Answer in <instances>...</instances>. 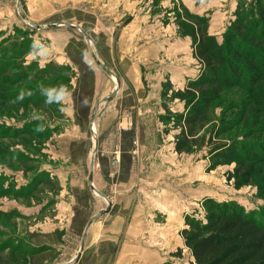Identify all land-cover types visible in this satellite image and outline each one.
<instances>
[{
    "label": "crops",
    "instance_id": "crops-1",
    "mask_svg": "<svg viewBox=\"0 0 264 264\" xmlns=\"http://www.w3.org/2000/svg\"><path fill=\"white\" fill-rule=\"evenodd\" d=\"M117 3L118 7L109 4L104 10L113 9L118 14L126 9V21L121 26L112 22V27L100 33L94 31L100 18L74 8L55 15L46 9L45 22L41 17L36 20V16L30 20L41 28L44 24L53 27L34 30L40 67L52 63L64 67L67 76V83L58 91L64 128L54 131L50 141L68 147L64 153L69 157L64 153L61 157L63 163L65 158L70 159V165L58 169H64L63 174H68V170L80 174L79 183L72 179L70 182L74 184L72 199L59 205L63 207V219L68 210L71 222L79 220L81 241L71 259L63 264L76 257L83 237L77 263L166 264L170 260L180 264L176 255L167 257V237L169 232L176 233L175 247L184 249L180 236L185 201L182 180L173 177L176 173L169 168V163L175 166L182 157L174 150L178 131L167 129L166 135L173 137V143L160 144L165 136L160 129L161 119L168 110L161 93L165 83L170 86L169 91L183 90L188 81L199 76L201 69L191 63L195 59L191 39L168 34L169 22L162 19L163 14L152 16V0ZM162 6L165 8L166 4L160 2L159 7ZM72 17L84 27L88 43L78 29L65 25ZM120 17L110 18L115 21ZM14 24L19 26L15 20ZM55 24L62 25L52 26ZM8 25L9 22L5 30ZM107 72L117 80L119 92ZM170 104L171 111H184L183 102L175 99ZM95 138L98 141L91 171L90 151ZM134 141L138 144L136 156L131 152ZM116 150L120 161L113 166L111 153ZM212 195L207 189L187 203L199 209L200 201ZM56 230L63 228L43 233L51 236ZM79 232L71 233V238ZM60 236L59 243L65 238L64 234ZM44 244L55 246L51 242ZM190 262L193 264L192 258Z\"/></svg>",
    "mask_w": 264,
    "mask_h": 264
},
{
    "label": "rangeland",
    "instance_id": "rangeland-1",
    "mask_svg": "<svg viewBox=\"0 0 264 264\" xmlns=\"http://www.w3.org/2000/svg\"><path fill=\"white\" fill-rule=\"evenodd\" d=\"M72 1L0 0V28L4 27V30H0V64H4L6 68L3 80L7 82L3 86L7 89L6 102L2 104L0 101V259L2 263L63 264L71 259L81 241L79 220L71 222V211L68 210L66 212L68 215L63 219V207L59 205L67 198L72 199L74 184L72 185L70 182L72 179V182L78 181L79 183L77 178L80 175L75 170H68V174H63L62 170L64 169H58L70 165V159L65 158L66 161L63 163L61 157L65 151H68V147L63 143L50 141L48 133L49 131L63 130L61 116L43 114L35 106L33 107L37 98L33 99L32 97V101H27L19 99L17 96L29 83L33 86L45 81L51 82L55 76L54 74L47 75L45 79H42L33 70L32 63H36L38 60L36 54L39 47L36 31H34L36 28L33 26L34 23L30 22V20H35L34 16H36V20L41 17V20L45 22L46 18L48 19L46 9L51 10L50 15H55L74 8L83 11L82 13L95 14L100 18L99 24L94 26L96 33L112 27V22L114 24L117 22L121 26L126 21L127 15H124L128 12L126 9L125 11L120 10L118 14L113 12L115 11L113 9L104 10L108 8L109 4L110 7L112 5L118 7L119 0H75L77 2L73 3ZM160 2L165 3L166 7H159ZM152 3V16L163 14L162 19L169 22L166 29L168 34L177 33L180 35L178 21L192 19L187 15V10L189 13L205 19L207 32L215 36L218 41H222L224 32L236 19L237 11L248 10L254 4L253 0H152ZM110 17H120V19L114 21ZM7 19L9 25L5 30ZM14 20L18 22L19 26L12 25ZM66 22L71 23L76 29L79 26L83 32L85 30L82 25L78 24L75 17ZM108 22L110 26H108ZM119 25L115 28H118ZM48 28L53 27L44 24L41 29ZM86 43L88 42L86 41ZM43 44L46 46L44 42ZM45 55L46 53L42 54V56ZM191 63L194 67L201 69V65L195 59ZM22 73L30 74L31 77L25 78L23 81L16 80ZM162 89L161 94L165 101L163 105L167 104L169 113H181L177 110L174 112L170 110L172 105L170 103L173 101L175 91H169L171 88L166 83ZM55 94V91H41L39 96L43 98V101H47L48 97H53ZM243 95L244 93L237 88L224 90L220 99L215 103V114L219 116L222 104L239 100ZM43 106L54 108L53 103L45 102ZM165 112L160 126L165 136L160 144L171 145L173 137L166 135L167 129L178 130L173 127L172 122L167 120L166 109ZM40 132L43 135L41 138L38 136ZM204 155V150L183 152L181 153L182 160L178 159L175 166L169 163V168L176 173L173 177L182 180V196L185 200L182 211L184 216L193 213L200 214L201 207L199 206L198 209L195 204H189L187 201L192 197L201 196L207 189L213 193V198L226 201L234 200L246 211H255L259 216L264 208V200L257 196L255 184L251 183L236 189L233 180L227 178V174L234 169L235 164L219 165L212 170H207L209 160ZM5 156L7 157L5 158ZM65 157L69 156L66 154ZM47 177H51V182H44ZM169 183L171 184V182ZM28 190L29 192H27ZM193 209L195 211L192 212ZM55 227L56 229L62 227L63 230L60 232L56 230V234L51 236H48L46 232L43 233L47 229ZM74 231H80L79 235L71 238V233ZM63 234L64 241L59 240V243L57 238ZM167 238V257L170 259V257H174L173 253L178 250L175 247L176 233L169 232ZM44 242L48 244L51 242L55 246L50 244L48 246ZM15 245L17 248H14ZM41 248L43 251L39 254L30 252ZM175 257L181 259L180 264H191V256L185 248L182 249L179 256ZM77 264H82V262ZM166 264H175V262L169 260Z\"/></svg>",
    "mask_w": 264,
    "mask_h": 264
},
{
    "label": "trees",
    "instance_id": "trees-1",
    "mask_svg": "<svg viewBox=\"0 0 264 264\" xmlns=\"http://www.w3.org/2000/svg\"><path fill=\"white\" fill-rule=\"evenodd\" d=\"M253 2L248 10L237 11L222 41L207 32L205 19L186 10L192 19L178 21V33L191 39L192 55L201 70L196 79L173 94V100L183 102L184 111L172 114L167 110L166 118L178 130L174 136L176 153L204 150V157L209 160L207 170L234 163L228 180H233L236 189L255 184L257 196L264 200V0ZM32 64L40 78L55 76L51 82L33 86L26 83L18 98L27 101L37 98L33 107L43 114L59 116L62 104L58 91L67 83L65 68L52 63L40 67L38 61ZM0 65V101L5 104L6 68ZM30 77L22 73L16 80ZM231 88L241 90L244 95L222 104L218 116L214 112L215 103L224 90ZM41 91L56 94L43 101ZM45 102L53 103L54 108L43 106ZM53 132L49 131V137ZM38 136L43 137L41 132ZM44 182H51V177ZM200 207V214L184 216L180 232L193 264H264V208L258 216L234 200L213 197H204ZM41 251L42 248L30 252ZM181 251L178 249L173 255L179 256ZM0 264L7 263L0 259Z\"/></svg>",
    "mask_w": 264,
    "mask_h": 264
},
{
    "label": "water",
    "instance_id": "water-1",
    "mask_svg": "<svg viewBox=\"0 0 264 264\" xmlns=\"http://www.w3.org/2000/svg\"><path fill=\"white\" fill-rule=\"evenodd\" d=\"M60 25H62V24H55V25H52V26H60ZM67 25H69V26H71V27H74L72 24H68L67 23ZM35 28H37V29H39V28H41V26H39V25H33ZM74 28H76V27H74ZM77 29H78V31H80L82 34H83V36H84V38H85V40L87 41V42H89V37L86 35V33L85 32H83L82 31V29L78 26L77 27ZM98 65L105 71V68L103 67V66H101L100 65V63H98ZM107 75L111 78V80H112V82H113V84L116 86V88H117V90H118V92L120 91V89H119V84H118V82H117V80L114 78V77H112V76H110V74L107 72ZM97 138H95L94 139V141H93V144H92V147H91V171H92V169H93V157H94V152H95V148H96V144H97ZM90 187L94 190V187L92 186V183H91V181H90ZM101 212H103V211H101ZM100 214H102V213H100ZM93 221V220H92ZM92 221L89 223V225L92 223ZM88 225V226H89ZM84 238L85 237H83V242H82V244H81V246H80V249H79V252H78V254L76 255V257L71 261V263H69V264H75V263H77L78 262V258H79V256H80V253H81V251H82V249H83V244H84Z\"/></svg>",
    "mask_w": 264,
    "mask_h": 264
},
{
    "label": "built area",
    "instance_id": "built-area-1",
    "mask_svg": "<svg viewBox=\"0 0 264 264\" xmlns=\"http://www.w3.org/2000/svg\"><path fill=\"white\" fill-rule=\"evenodd\" d=\"M132 155L136 156L138 154V144L136 141L133 142V149H132ZM119 152L116 150L113 152L111 157V162L113 166H117L119 164ZM112 173H115V171H111Z\"/></svg>",
    "mask_w": 264,
    "mask_h": 264
},
{
    "label": "clouds",
    "instance_id": "clouds-1",
    "mask_svg": "<svg viewBox=\"0 0 264 264\" xmlns=\"http://www.w3.org/2000/svg\"><path fill=\"white\" fill-rule=\"evenodd\" d=\"M59 95V94H58Z\"/></svg>",
    "mask_w": 264,
    "mask_h": 264
}]
</instances>
